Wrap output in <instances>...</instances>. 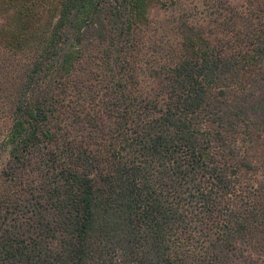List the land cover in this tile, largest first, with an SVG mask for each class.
<instances>
[{"label": "trees", "instance_id": "trees-1", "mask_svg": "<svg viewBox=\"0 0 264 264\" xmlns=\"http://www.w3.org/2000/svg\"><path fill=\"white\" fill-rule=\"evenodd\" d=\"M0 264H264V0H0Z\"/></svg>", "mask_w": 264, "mask_h": 264}]
</instances>
